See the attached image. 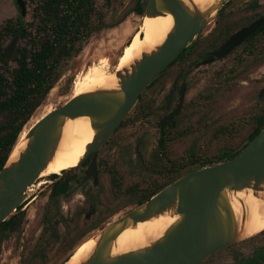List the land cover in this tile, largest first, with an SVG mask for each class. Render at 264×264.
I'll return each mask as SVG.
<instances>
[{
  "label": "water",
  "instance_id": "95a60500",
  "mask_svg": "<svg viewBox=\"0 0 264 264\" xmlns=\"http://www.w3.org/2000/svg\"><path fill=\"white\" fill-rule=\"evenodd\" d=\"M138 1L130 0L109 24H119ZM224 2L219 0L201 10L189 6L184 0H148L144 16H173V28L165 41L155 50L143 53L130 69L116 71L120 79L119 89H99L71 96L28 128L25 135L27 145L19 158L13 162L8 159L0 170V224L22 204L31 186L48 166L58 147L67 118L89 116L95 129L94 138L87 145L82 162L112 136L143 91L215 20ZM17 3L22 14L26 15V0H17ZM258 24L260 22L234 35L221 48L223 52L220 50L216 54L227 53ZM18 39L16 36L3 56L15 50ZM183 99L184 92L176 109L160 123L176 115ZM91 169H96V154ZM245 188L252 189L257 197H262L260 195L264 192V128L234 157L208 163L184 174L142 204L107 224L95 233L99 236L97 245L82 264H198L241 240L238 219L229 193ZM167 212L173 216L178 215V218L161 237L147 246L112 254L115 240L126 228Z\"/></svg>",
  "mask_w": 264,
  "mask_h": 264
},
{
  "label": "rangeland",
  "instance_id": "374dc122",
  "mask_svg": "<svg viewBox=\"0 0 264 264\" xmlns=\"http://www.w3.org/2000/svg\"><path fill=\"white\" fill-rule=\"evenodd\" d=\"M26 1L28 13L26 16H22L16 0H0V27L7 20L20 19L28 32L35 35L38 20L34 15V9L38 0ZM129 1H112L111 7L106 10L107 25L94 33L84 49L66 63L63 76L44 102L36 109L22 131L20 139L41 116L61 106L73 95V89L83 72L89 73L96 69L114 71L119 57L125 47L132 42V38L144 20V10L148 2V0H140L141 7L138 10H132L119 24L110 25L109 22ZM98 3L100 5L104 3V0H99ZM213 25L214 21L207 25L202 35L198 36L200 43H203L198 53L199 58L207 50L208 39L206 36L212 32ZM11 38L8 37L4 40L8 41ZM31 44L30 37H23L19 42V48L30 47ZM182 63L174 65L168 73L164 72L157 83L143 96L140 104H145L144 112L147 111L150 104L154 113L142 115L139 105L134 107L123 125L98 150L99 157L105 162L104 167L113 171H111L112 175L115 176L117 183L122 188L134 186L141 192V190L150 187L151 181H158L161 184L167 181L168 175L164 176L163 173L160 175L146 173L144 166L142 167L139 163V158L142 156L143 165L148 164L152 160L153 152L158 147L159 119L178 102L177 93H174L172 103L167 109L165 106L166 96L178 72L183 68L186 70L190 66ZM13 66H16L15 58H10L7 62L0 61V73L9 74ZM232 66H234L232 58L225 62L198 68L193 66L185 104L172 124L173 139L168 144L166 150L168 154L164 155L165 160L162 163L166 164L168 168L172 163L182 165L180 172L175 173L176 176L186 173L188 169L198 167L201 163L217 162L224 152L223 149H240L244 145L247 135L252 129V115L258 112L264 104V101L258 99V93L264 86V68L260 71L232 76L233 71H227ZM219 76L221 80L230 77L225 79L226 84L222 82L221 85H217ZM77 168L79 167L74 168L76 170H72V168L69 172L72 171L75 175L76 172L83 170V168H79L77 171ZM62 174L63 172L60 175ZM109 180L108 173L101 176L98 188L100 195L98 192V196H96L98 200L94 204L97 210L93 216L95 223L84 229L74 248L78 246L75 249L65 250L64 254L58 257L57 262L75 254L95 233L139 205L136 201L133 202L130 196H109ZM83 192L84 190H78L76 193L82 194ZM41 197L42 201L47 198V196H39V198ZM85 197H64L63 216L68 219L72 218L70 216L71 209L76 206L81 208L83 216L88 213L85 210L87 206ZM35 207L29 214L26 232H30L32 229L39 233L41 230L42 223L38 221L39 212L35 211ZM28 223L29 225H27ZM60 227V230H64L63 226ZM256 235L237 241L236 244L215 253L201 264H240L248 261L254 254V249L264 242V236L255 237ZM49 260L53 262L57 259L53 256ZM0 264H21L18 253L12 254L10 245L7 243L5 248H1Z\"/></svg>",
  "mask_w": 264,
  "mask_h": 264
},
{
  "label": "flooded vegetation",
  "instance_id": "af4514ba",
  "mask_svg": "<svg viewBox=\"0 0 264 264\" xmlns=\"http://www.w3.org/2000/svg\"><path fill=\"white\" fill-rule=\"evenodd\" d=\"M140 2L141 1L139 0L137 5L132 10L137 9L138 6L141 7ZM26 5H27V13H28L27 1H26ZM19 10L22 16L27 15V13L26 15L22 14L20 7ZM257 22H260V24H258L255 27V29L249 32L237 44L233 45V47L227 53L225 54L222 53V55L216 54V52L220 50L222 51L221 48L223 47V45L228 40H230L234 35L238 34L240 31L253 24H256ZM9 23L14 26L15 30H20L22 32H25V30H27L25 25L21 22L20 19L7 20L5 24L2 27H0V61L2 62H7L10 58H14V54L17 52L19 48V42L21 38H23L19 31L16 32L15 35L5 34L4 31ZM203 31L200 33V35H202ZM16 36H18L19 39L17 41L15 50L10 55L6 57L3 56L2 54L4 53L6 48L12 43V41L15 39ZM8 37H12V38L9 39L8 41L4 40L5 38ZM206 37L208 39L207 40L208 42L206 43V47L207 46L208 47L207 50L205 51V54H203L200 58H199L200 55L198 56L199 50L203 46V43H200V38L198 37L197 40L195 39L187 47V49H185L169 66H167V68L143 91V93L139 97L138 102L134 106L136 107L139 105V107L141 108L140 110L142 115L144 113H145L144 115H151L152 113H154V110L150 104L148 105L146 112H144L145 104L144 105L140 104L143 99V96L146 94L148 89H150L153 85L157 83L158 79H160V77L164 72L167 71L168 73L177 63L183 62L182 64L190 65L188 69L185 70V68H183L176 75L172 87L166 96L165 106L167 109L170 107L172 103V99L174 97V93H177L178 102L172 109L168 110V112L165 115L160 117L158 122V131L160 133L159 141L164 131H166L167 134L171 136V138L169 139L165 148L159 146V141H158V147L153 152L152 160L148 164L143 165L142 156H140L139 158V163H141L142 167L144 166L143 168L146 171V173L159 174V175L160 173H163L164 176L165 175L167 176V173L171 171V169H176L175 173L176 172L179 173L180 169L183 167L182 165H176L175 163H172L168 168L166 164L164 165L162 163L165 160L164 155L168 154V152L166 153L168 144L173 139L172 124L176 120L177 116L181 113L185 104L186 96L190 87L189 81L193 66H196L195 68H198L217 62H222V61L225 62L226 60L232 58L234 66H232V68L227 70V71H233L232 76L241 75V74L244 75V73L246 72L250 73L252 71L263 70L264 68V0H225L217 17L214 20L212 32L210 34H207ZM226 78L221 80L219 76L218 78L219 84L217 85H221L222 82L223 84H226L225 81ZM182 92H184L183 104L176 113V115H174L167 122L163 124L160 123L161 120L166 115L167 116L170 115L176 109V107L180 103ZM258 99L264 101V86L261 87V90L258 93ZM126 118L120 123V125L116 128L114 133L118 130V128L121 125H123ZM263 120H264V104L262 105L261 109L258 112L252 115V121H251L252 129L248 133L244 145H242L240 149H233V148L223 149L224 152L220 156V159L218 161L227 160L234 157L236 154L234 156H230V155L234 154L237 151L239 152L250 140H252L249 139L250 136L253 135L255 137L264 128V125L261 126ZM258 128H260V131L256 132ZM109 139L106 142H108ZM98 150L99 148L96 151L92 152L82 162H80L78 166H76L79 168H83V170L78 171L79 168H77L78 172H76L75 175L74 172L72 171L71 172L63 171L62 175H60L61 173L60 174L53 173L43 179L39 177L35 181V183L31 186L29 192L26 194V197L22 202V204L4 222L0 224V251L2 247L3 248L6 247V243H7L10 245L12 254L18 253V258L19 260H21V264H49V263L64 264L69 256L66 259L62 260L61 262L60 261L57 262L58 257L64 254L63 252L65 250L69 248L70 250L73 249L79 237H81V234L84 231V229L90 227L93 223H95L93 220V216L97 210L94 204L95 201L98 200L96 196H98V192H99L98 188L100 185V180L102 175L108 173L110 176L109 196H130L131 197L130 199H132V201L135 202L138 200L139 196L147 194L146 191L148 188L145 190H141V192L138 190L137 187L134 186H132L131 188H122L121 185L117 183L115 176L112 175L113 174L111 173L112 170L104 167L105 162L102 158L99 157ZM95 154H96V169L94 170L91 169V163L93 156ZM74 168L71 169L76 170ZM96 173L98 174L97 178H96ZM184 174H182L181 176H183ZM152 182L154 181H151L150 183L152 184ZM164 183L166 184L167 181ZM41 185L43 186L41 187ZM78 190H84V192L82 194H77L76 192ZM39 196H47V198L45 201H42L43 200L42 197L39 198ZM66 196H86L85 204L87 206L85 207V210L88 211V213H85V215L83 216L81 208L76 206L75 208L71 209L70 216L72 218L68 219L66 216H63L62 208L65 207V203H64L65 201L63 198ZM34 207H35V211L39 212L38 221L42 223V227L39 233L34 232L32 229L30 230V232H26V223L28 221L31 209ZM20 218H22V220L19 223L18 227H16ZM27 225H29V223ZM60 226H63L64 230H60L61 228ZM15 227L16 229H14ZM259 235L264 236V230L262 232H259L255 237ZM234 244L224 247L223 249L229 248ZM214 254H212L211 256H213ZM53 256H55L57 260L52 262L51 260H49V258ZM211 256L207 257L198 264L203 263ZM257 262H261L264 264V242L258 248L254 249V254L248 261L240 264H255Z\"/></svg>",
  "mask_w": 264,
  "mask_h": 264
},
{
  "label": "trees",
  "instance_id": "16d2710c",
  "mask_svg": "<svg viewBox=\"0 0 264 264\" xmlns=\"http://www.w3.org/2000/svg\"><path fill=\"white\" fill-rule=\"evenodd\" d=\"M112 1L104 0L99 5V0H38L34 9L38 20L35 35L27 30H15L10 23L6 27L5 34L15 35L19 31L22 37H30L32 44L18 48L14 54L16 66L9 74L0 73V170L19 143L21 133L36 109L63 76L66 63L84 49L94 33L107 25L106 10ZM259 131L260 128L256 132ZM170 138L164 131L159 146L165 148ZM205 165L201 163L187 172ZM175 171L171 169L167 173L166 184L152 182L147 194L139 196L136 203L142 204L179 178L181 175L172 174Z\"/></svg>",
  "mask_w": 264,
  "mask_h": 264
},
{
  "label": "bare ground",
  "instance_id": "6f19581e",
  "mask_svg": "<svg viewBox=\"0 0 264 264\" xmlns=\"http://www.w3.org/2000/svg\"><path fill=\"white\" fill-rule=\"evenodd\" d=\"M189 6H196L205 10L219 0H184ZM172 14L159 16H144L132 42L125 47L119 57L114 71L96 69L89 73L83 72L78 79L73 95L99 89L115 90L120 88V79L116 71L130 69L143 53L155 50L166 39L173 28ZM27 133V132H26ZM26 135V134H25ZM25 135L12 152L9 162L19 158L20 153L27 145ZM95 129L89 116L67 118L63 125L58 147L40 178H45L53 173L60 174L66 169L79 165L86 152L87 145L92 142ZM231 197L239 223V237L241 239L254 236L264 230V192L257 197L252 189L245 188L240 191H231ZM178 218L171 213H165L148 221H141L136 226H129L117 237L113 244L112 254H119L136 248L149 245L161 237L169 226ZM99 236L94 235L75 254L68 257L64 264H82L93 253Z\"/></svg>",
  "mask_w": 264,
  "mask_h": 264
}]
</instances>
